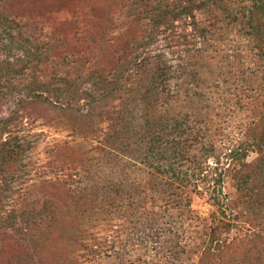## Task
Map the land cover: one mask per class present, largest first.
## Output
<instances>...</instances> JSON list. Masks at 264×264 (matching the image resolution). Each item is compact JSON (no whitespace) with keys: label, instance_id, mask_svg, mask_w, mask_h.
<instances>
[{"label":"rangeland","instance_id":"1","mask_svg":"<svg viewBox=\"0 0 264 264\" xmlns=\"http://www.w3.org/2000/svg\"><path fill=\"white\" fill-rule=\"evenodd\" d=\"M169 1L176 10L191 5L193 14H182L171 28L150 38L152 24L146 17L135 15L130 0H0V19L4 20L0 22V140L8 138V133L1 132L9 131L4 129L10 121L9 129L18 131L29 144L23 169L10 177L7 207L11 209L18 203L34 207V202L43 201L51 192L58 205L55 222L33 231L23 228L21 238L2 243L5 249L0 253V264H25L32 256L35 264H90L85 245L96 240L78 238L82 210L76 207L72 190L77 194L81 186L77 180L82 177H76L75 182L72 175L97 162L95 159L101 156L96 148L100 145L98 140L111 124L107 112L113 104L120 103L109 99L96 105L90 121L70 117L73 128L53 108L49 110L43 104L30 106V91L26 88L30 73L24 66L30 42L52 43L56 35L66 36L68 52L96 56L93 62H116L121 57V65L123 51L128 53L127 58L141 51H146L142 58L153 52L163 53L181 71L182 76L173 80L172 86L181 90L182 104L190 111L205 113V120L198 121L203 126L208 122L209 133H215L213 138L222 145L245 139V133L264 118V60L244 16L251 1ZM90 67L93 70V64ZM46 73H52L50 67ZM248 161V184L244 190H238L230 177L224 184L228 213L233 212L239 226L222 234L226 247L221 257L187 252L174 264H264V152L252 153ZM44 179H53L56 187L45 190ZM249 201H253L252 206ZM192 207L198 219L191 231L197 235V243L205 242L210 226L222 211L207 192L195 194ZM122 223L117 218L101 232L95 228L96 237L109 235L111 244V236L119 235ZM121 239L123 236L116 241L117 246ZM124 241L131 253L127 264H141L142 257L150 264L165 263L155 251L149 252L154 244L142 249L138 241L127 235ZM112 262L105 258L98 264Z\"/></svg>","mask_w":264,"mask_h":264},{"label":"trees","instance_id":"2","mask_svg":"<svg viewBox=\"0 0 264 264\" xmlns=\"http://www.w3.org/2000/svg\"><path fill=\"white\" fill-rule=\"evenodd\" d=\"M130 1L135 15L140 19L146 17L152 24L150 38L171 28L182 14H193L191 5L176 10L169 0ZM250 1L244 16L264 60V0ZM56 36L52 43L30 42L26 49L29 105L53 108L65 117L68 125L72 116L81 122L93 119L96 105L105 100H120L107 112L111 124L96 147L101 156L88 169L82 167V173L72 175L75 182L76 177H82L77 180L81 184L77 194L72 190L76 207L82 210L78 238L96 240L85 245L91 256L88 262L98 264L109 258L113 261L110 264L129 263L131 253L124 235L138 241L142 249L154 244L149 252L155 251L156 257L165 260L160 264H174L187 252L221 257L226 247L222 234L239 226L233 212L228 213L230 205L224 184L229 177L238 190H244L248 184V158L252 153L264 152V128L260 129L262 124L264 127V118L237 144H219L213 138L215 133H209V123L203 126L198 121L205 120V113L190 111L182 104L181 90L172 86V81L182 76L181 71L163 53L153 52L142 58L146 51H139L127 58L128 53L123 51V65L118 62L121 57L109 63L95 61L94 56L93 62L86 53L68 52V38ZM49 67L52 73H46ZM9 124L10 121L4 129L9 131L1 132L8 133V138L0 140V253L5 249L2 243L15 241L23 228L35 230L52 224L58 210L52 192L43 201L34 202V207L18 203L8 209L10 177L21 172L23 157L29 149L18 131L9 129ZM70 127L73 128L71 124ZM43 183L45 190L57 185L53 179H44ZM204 192L210 194L222 215L210 226L207 241L197 243V235L190 228L198 219L192 198ZM149 202L152 204L148 207ZM249 202L252 206L253 201ZM117 218L123 220V226L117 231L118 236H111V244L109 235L96 237L95 228L101 232ZM122 236L117 246L116 241ZM29 259L25 264H35L34 256ZM141 262L150 264L143 257Z\"/></svg>","mask_w":264,"mask_h":264}]
</instances>
